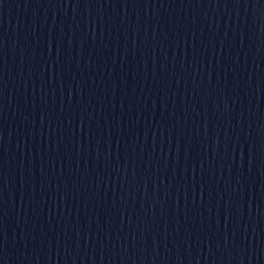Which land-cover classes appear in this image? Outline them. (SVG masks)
<instances>
[{"label":"water","instance_id":"water-1","mask_svg":"<svg viewBox=\"0 0 264 264\" xmlns=\"http://www.w3.org/2000/svg\"><path fill=\"white\" fill-rule=\"evenodd\" d=\"M0 264H264V0H0Z\"/></svg>","mask_w":264,"mask_h":264}]
</instances>
